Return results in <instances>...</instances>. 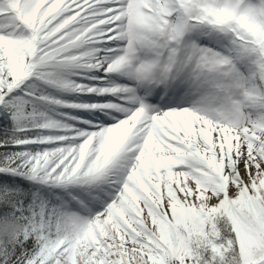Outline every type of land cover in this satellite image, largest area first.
I'll return each mask as SVG.
<instances>
[{"label":"snow or ice","instance_id":"obj_1","mask_svg":"<svg viewBox=\"0 0 264 264\" xmlns=\"http://www.w3.org/2000/svg\"><path fill=\"white\" fill-rule=\"evenodd\" d=\"M0 264H264V0H0Z\"/></svg>","mask_w":264,"mask_h":264}]
</instances>
